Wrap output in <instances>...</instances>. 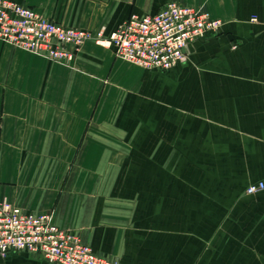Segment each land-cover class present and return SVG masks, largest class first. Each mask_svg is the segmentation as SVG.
Instances as JSON below:
<instances>
[{"label": "crops", "instance_id": "1", "mask_svg": "<svg viewBox=\"0 0 264 264\" xmlns=\"http://www.w3.org/2000/svg\"><path fill=\"white\" fill-rule=\"evenodd\" d=\"M11 1L105 35L171 2L222 27L167 72L0 41V204L119 264H264V188L246 193L264 185V0Z\"/></svg>", "mask_w": 264, "mask_h": 264}, {"label": "built area", "instance_id": "2", "mask_svg": "<svg viewBox=\"0 0 264 264\" xmlns=\"http://www.w3.org/2000/svg\"><path fill=\"white\" fill-rule=\"evenodd\" d=\"M252 20H255L253 18ZM222 22L209 14L165 4L153 15L132 14L109 35L55 23L35 10L11 0H0V41L51 61H72L87 42L112 49L116 58L144 70L162 72L184 65L193 43L219 33ZM263 183L246 193L261 191ZM26 255L48 264H119L92 251L77 233L62 229L49 214L23 211L0 204V257Z\"/></svg>", "mask_w": 264, "mask_h": 264}]
</instances>
